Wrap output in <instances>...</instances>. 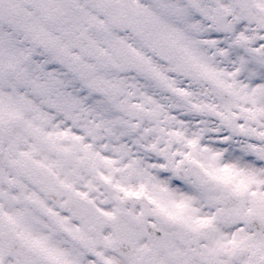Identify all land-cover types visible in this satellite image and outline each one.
I'll return each mask as SVG.
<instances>
[{"label": "clouds", "instance_id": "clouds-1", "mask_svg": "<svg viewBox=\"0 0 264 264\" xmlns=\"http://www.w3.org/2000/svg\"><path fill=\"white\" fill-rule=\"evenodd\" d=\"M0 264H264V0H0Z\"/></svg>", "mask_w": 264, "mask_h": 264}]
</instances>
